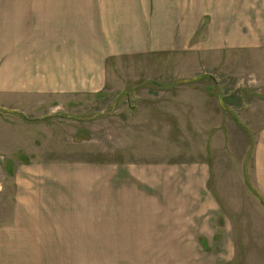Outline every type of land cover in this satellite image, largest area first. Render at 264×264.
I'll list each match as a JSON object with an SVG mask.
<instances>
[{"label":"rangeland","instance_id":"374dc122","mask_svg":"<svg viewBox=\"0 0 264 264\" xmlns=\"http://www.w3.org/2000/svg\"><path fill=\"white\" fill-rule=\"evenodd\" d=\"M248 1L260 7L261 0ZM22 2L0 0V36H48L46 23L39 26L30 13L23 17ZM241 4L247 6L246 0ZM28 5L35 13V0H25L26 12ZM209 20L206 16L205 22ZM214 42H194L193 52L201 54L197 56L200 66L192 72H179V62L186 59L181 56L160 57L154 64L111 59L106 84L93 93L72 97L14 94L8 104L0 97V107L8 112L0 109V118L7 116L10 122L23 124L8 110L22 108L30 118H23L27 130L38 134L34 147L23 138L18 142L6 130L15 143L0 142V264H201L202 260L204 264H264V203L249 187L245 172L246 164L250 180L252 138L244 130L232 138L227 128L232 113L264 116V88L251 86L264 81V66L246 62L257 59L253 57L234 61L227 42L209 47ZM243 43L238 41L237 48ZM176 81L187 83L186 87L209 88L207 109L211 115H222L221 130L203 136L195 127L199 122L192 120L194 113L188 111L197 107L190 99L167 95L165 99L181 112L175 113L176 118L158 112L163 102L155 100L150 88ZM186 87L165 90H178L181 95L190 92ZM248 123L252 129L261 126L260 119ZM115 177L126 182L140 177L141 184L135 186L157 198L161 189L171 193L167 200H153L154 215L147 224L153 249L104 246V234L120 232L99 225L101 216L107 218V210L96 199H105L104 189L118 186L113 184ZM79 178L93 181L80 182ZM150 183L156 186L155 192L148 187ZM81 187L93 191L83 193ZM191 189L192 199L190 195L187 199L185 192ZM75 202L86 204L79 224L71 222L73 217H46ZM178 255L182 256L179 261H170V256Z\"/></svg>","mask_w":264,"mask_h":264},{"label":"crops","instance_id":"0c3cea01","mask_svg":"<svg viewBox=\"0 0 264 264\" xmlns=\"http://www.w3.org/2000/svg\"><path fill=\"white\" fill-rule=\"evenodd\" d=\"M242 1L35 0L34 13L29 5L26 12L25 0H23L22 6L25 9L23 17L25 18L30 13V17L34 15L37 17L39 26L41 23H46L48 36H0V66H3L0 68V92H2L0 97L3 96L8 104L12 102L10 98L14 94L72 97L75 94L93 93L98 86L106 84L107 66L111 59L131 58L133 61L145 60L154 64L160 57L181 56L186 59L179 62V72H192L200 66L197 56L201 53L193 52L196 41H215L209 45L212 48H215L217 42H227L229 54L234 61H237V57H253L257 59L246 60V62L252 65L261 63L264 66V0L260 1L259 8H255L248 0H246L247 6H244L241 4ZM206 16H210L208 22H205ZM238 41H244L243 44H239V48H237ZM202 49V55H205L206 49ZM238 62H243V60ZM3 76L4 80H2ZM186 84L176 81L161 88L158 86L150 88V90L153 89V97L157 98L155 100L163 102L158 105L161 108L157 106L160 110L158 112L173 114L175 118V113L181 112L175 107L176 105L165 99L167 95H173L174 98L178 96L179 99L185 101L190 99V102L195 103L197 107L193 108L196 112L191 109L188 111H192L191 115L194 113L192 120L199 122V125L195 127L202 132L203 136H210L209 131L221 130L219 121L221 122L222 115L219 113L211 115L209 108L207 109L208 97L206 99V95L210 92L209 88L205 85L202 86L203 88L198 85L197 87H191V85L186 87ZM251 86L264 88V81L262 84L254 83ZM183 87L189 89L190 92L186 91L185 94L180 92L181 95H179L178 90H174L175 92L165 90L166 88L173 90ZM242 88L245 87L242 86ZM251 95L253 96L254 93ZM220 99L219 94L217 106L221 109L223 104ZM218 107L216 110L219 109ZM0 109L4 114L8 113L5 112L7 108L0 107ZM8 110L16 116L17 122L23 124L10 122L11 118L7 116L0 118V142L14 144L15 138L12 137L16 136L18 142L20 138H23L24 143L29 141L33 147L37 146L35 139L38 134L36 131L27 130V120L23 118L24 116L29 117L23 113L22 108L17 107L15 110L10 107ZM248 113L250 117H240L232 113L233 118L231 116L232 119H229L230 123L227 128L232 138L239 137L243 130L245 136L252 138V151L250 152L253 165L252 169L250 167L252 177L250 180L246 164L245 172L250 184L248 186L256 195L258 194V197L264 199V116ZM180 118L184 117L181 115ZM248 118L260 119L261 126L252 129ZM42 119L43 117L37 118V121ZM213 120L216 123L218 121V124H211ZM201 122L203 123L200 124ZM5 130L12 132L11 138L9 134H5ZM14 131L16 133H13ZM234 141L236 142V139ZM34 150L31 149L30 152ZM204 173L209 181L206 170ZM113 179V184L118 186L104 189L106 190L105 199H96L99 201L96 204L104 205L105 208L102 210H107L105 212L107 218L101 216V219H98L99 225L111 232H120L112 236L104 234L102 237L104 246L112 250L117 248L153 249L155 244L148 237L147 226L148 222H152V215H154L153 200H167L171 197V193L168 194L166 188L161 189L157 198L155 193L141 192V189L135 186L141 184L140 177H132L127 182L122 178L119 181L120 177ZM108 180L107 178L104 182ZM130 180H134V183ZM79 181L92 183L93 178H79ZM198 184H201L200 181ZM202 184L205 182L202 181ZM148 187L154 192L157 189L151 183ZM193 187L195 186L192 185ZM82 189L83 193L93 191L88 188ZM191 193L192 189L189 193L185 192L187 199ZM181 200H183L182 197ZM35 206L40 207L37 203ZM85 206V203H69L63 212L46 217L51 216L53 219L57 216H68L70 219L73 217L71 222L79 224L80 218L86 212ZM180 215L182 216L181 213ZM128 228H133L134 231H127ZM181 258V255L169 257L170 261L176 259L179 261ZM141 264H146V262H141ZM194 264H199V262ZM201 264H204L203 260Z\"/></svg>","mask_w":264,"mask_h":264},{"label":"trees","instance_id":"16d2710c","mask_svg":"<svg viewBox=\"0 0 264 264\" xmlns=\"http://www.w3.org/2000/svg\"><path fill=\"white\" fill-rule=\"evenodd\" d=\"M24 160H25V158H24ZM261 201L264 203V199L261 198Z\"/></svg>","mask_w":264,"mask_h":264}]
</instances>
